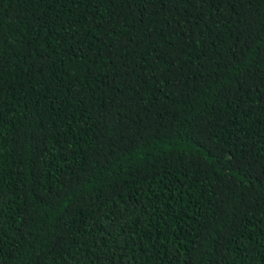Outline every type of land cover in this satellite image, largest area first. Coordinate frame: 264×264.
Here are the masks:
<instances>
[{"label": "trees", "instance_id": "1", "mask_svg": "<svg viewBox=\"0 0 264 264\" xmlns=\"http://www.w3.org/2000/svg\"><path fill=\"white\" fill-rule=\"evenodd\" d=\"M0 264H264V0H0Z\"/></svg>", "mask_w": 264, "mask_h": 264}]
</instances>
